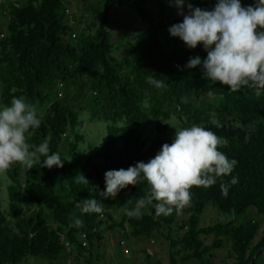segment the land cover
<instances>
[{"label": "trees", "instance_id": "obj_1", "mask_svg": "<svg viewBox=\"0 0 264 264\" xmlns=\"http://www.w3.org/2000/svg\"><path fill=\"white\" fill-rule=\"evenodd\" d=\"M150 1L102 0L92 6L99 21L94 34L82 32L78 37L66 22L64 0H27L2 9L8 23L5 30L0 29V105H10L14 96L34 105L41 124L31 136L26 134V142L38 146L47 138L49 154L59 153L64 166L49 169L36 164L28 170L15 163L8 169L11 218L0 205V264H24L31 258L48 264H97L107 235L116 229L123 230L125 237H165L170 242V264L214 258L225 242L231 244L237 264L253 260L255 264L264 254L262 221L251 215L239 221L252 209L264 218V89L259 95L250 86L233 92L204 78L201 66L186 68L190 57L203 60L207 52L202 44L190 49L170 35L168 28L183 20L175 7L155 17ZM189 2L212 10L218 0ZM255 2L241 0V5ZM124 5L151 25L129 42V53L117 59L112 56L114 43L108 27L111 11ZM84 75L95 77L87 91L97 92L92 110L109 121L108 134L100 151L74 166L64 158L69 159V154L74 159L84 140L74 104L87 95L79 81ZM147 76L166 86L156 88ZM66 81L72 84L73 95L58 90L61 82L59 89L66 87ZM173 114L186 118L185 128L198 125L215 133L223 141L218 151L238 163L213 186H193L190 205L179 213L174 209L171 215L154 218L155 209L149 206L141 218L129 217L125 209H133L150 185L141 180L121 189L115 198H104L100 195L105 190L104 174L126 170L138 161L147 163L163 144H171L174 137L167 125L158 122L149 133L143 126ZM231 118L241 125L230 123ZM66 139L68 154L63 149ZM83 175L89 181L77 183ZM232 177L238 183L229 187L225 197L220 185ZM92 198L103 203L102 213H82L75 207V202ZM210 208L224 218L201 226L202 215ZM75 218L83 221L82 227H69ZM83 233L88 236V249L80 242ZM210 235L212 242L207 244ZM63 239L70 242V250Z\"/></svg>", "mask_w": 264, "mask_h": 264}, {"label": "clouds", "instance_id": "obj_2", "mask_svg": "<svg viewBox=\"0 0 264 264\" xmlns=\"http://www.w3.org/2000/svg\"><path fill=\"white\" fill-rule=\"evenodd\" d=\"M168 3L183 17L182 22L168 28L170 35L179 37L190 49L202 44L207 52L203 60L199 56L190 57L185 67L199 65L204 78L213 83L226 85L233 92L250 86L259 95L264 89V0H256L247 7L241 5V0H218L212 10L195 7L189 0H168ZM146 80L156 88L166 86L152 76ZM40 124L35 106L23 96H14L10 105L0 108V174L15 163L28 170L36 164L49 169L64 166L59 153L49 154L47 138L38 146L26 142V134L31 136ZM174 128L173 142L163 144L147 163L138 161L126 170L106 171L105 190L100 195L115 198L121 189L146 180L150 185L148 194L125 212L139 219L142 210L151 206L155 209L154 218H158L171 215L174 209L179 213L189 206L193 186L208 188L217 178L232 173L238 161L218 151L223 141L215 133L198 125ZM81 180L89 181L83 175L76 182ZM237 183V177H232L228 184L221 183V194L227 197L229 187ZM75 207L82 213L103 211V203L96 198L75 202ZM72 226L82 227L83 221L75 218L69 225Z\"/></svg>", "mask_w": 264, "mask_h": 264}, {"label": "rangeland", "instance_id": "obj_3", "mask_svg": "<svg viewBox=\"0 0 264 264\" xmlns=\"http://www.w3.org/2000/svg\"><path fill=\"white\" fill-rule=\"evenodd\" d=\"M26 1L27 0H0V29L5 30L8 23V18L2 15V9L7 8L11 3L23 5L26 3ZM100 1L102 0H64V7L71 10V13H67L68 15L66 22L73 28V32L78 34L77 37L82 32H90L94 34L99 21L92 10V6L98 4ZM148 5L153 11V15L155 17H157L158 14L163 10L172 8V6L169 5L168 0H151ZM150 25L151 24L149 22L143 21L130 5L114 8L111 11V22L108 27L112 42L114 43V52L112 53V56L117 59H121L123 56L127 55L129 53V42L134 41L136 35L147 29ZM77 37L72 36L73 39H76ZM94 80L95 77L92 75H84L79 79L80 83L83 84L87 95L83 99H80L74 103L75 109L78 111L80 118L79 131L84 135V140L79 143L78 149L74 152L76 156L74 159L68 154V139L64 140L63 149L65 150L66 154H68L69 159H71L70 164L74 166H79L81 163L85 162L87 157L93 156L97 151H100L108 134L107 126L109 121L105 120L103 117L95 116L92 110L91 102L96 98L97 92L95 89L92 91H87L92 88ZM71 85L72 84L70 81H66V87L59 89L58 86V90L65 92L66 94H70L72 92L71 94L73 95L74 91L72 90L74 89ZM206 96L208 98L214 97L212 95ZM61 97L62 95L60 96L59 94V98ZM146 104L148 105V102H146ZM2 107L3 106L0 105V108ZM158 122L167 125L170 129L169 131L171 135L175 137L176 129L174 127L185 128L183 123L186 122V118L180 119L176 114H173L170 118H165L162 116L160 118L154 119L151 124L143 126L145 132L149 133L150 130L156 128V124ZM229 122L232 124L241 125V123L234 118L229 119ZM72 138L73 137L70 136V139ZM24 173L25 171H22V174ZM11 183L12 180L8 174V170L5 173L0 174V205L4 215L8 219L11 218V213L9 210L10 199L8 193V188ZM117 215L120 216V213ZM250 215L251 217L262 221V225H264V218L261 217L255 209H252L251 214L240 218L239 221L248 220ZM223 218L224 217L215 209L210 208L202 215L201 226L205 227L213 225ZM212 238L213 235L208 236V242H210ZM121 239H125V234L123 230L116 229L107 235L103 244H105L107 247H114L119 256L122 257L123 261L128 262L131 260V258L122 254L123 248L119 245V241ZM127 245L130 247L133 255L139 254L136 253L134 249V242L132 239H130V237L127 239ZM218 255V258L221 259L222 256L220 254ZM141 256L142 259L136 260L134 264H141V260L146 261V255L142 254ZM38 259L39 258L36 259V262H39ZM107 259L110 261H115V257L111 253H108ZM157 259L159 260L160 264H170V261L164 257L162 258L158 256ZM34 260L35 259L31 258L25 263L30 264V262H34ZM151 264H158V262L152 259Z\"/></svg>", "mask_w": 264, "mask_h": 264}, {"label": "crops", "instance_id": "obj_4", "mask_svg": "<svg viewBox=\"0 0 264 264\" xmlns=\"http://www.w3.org/2000/svg\"><path fill=\"white\" fill-rule=\"evenodd\" d=\"M182 216H179V219H181ZM127 239L129 237H125L126 240V247L129 249V253L124 252V247L121 246L120 240L119 245L123 248L122 249V254L124 256L130 257L131 260L128 262L123 261L122 257L119 256L117 253L116 249L114 247L106 246L105 244L102 245L100 248V257L101 261L99 264H134L136 260L142 259L141 255L145 254L146 255V261L141 260V264H151V260H156V262L159 263V260L157 259L158 256L164 257L170 261V242L167 240L165 237H156V236H151V237H130V239L133 240L134 242V249L136 253H139L138 255H133L131 252L130 247L127 245ZM212 242V239L210 242L206 239V243L210 244ZM225 242V245L215 251V257L211 259H205L204 261H199V260H189L186 262H182L181 264H237V260L231 250V244L228 242ZM108 253L113 254L115 257V261H110L107 259ZM220 254L222 257L219 259ZM264 254L260 255L257 260L255 261V264H264ZM257 256V255H256ZM34 259V258H33ZM31 261V260H30ZM39 262H36V259L34 262H30V264H48L46 260L43 259H38ZM254 261V260H253ZM253 261L250 263L252 264ZM29 264V263H25Z\"/></svg>", "mask_w": 264, "mask_h": 264}, {"label": "built area", "instance_id": "obj_5", "mask_svg": "<svg viewBox=\"0 0 264 264\" xmlns=\"http://www.w3.org/2000/svg\"><path fill=\"white\" fill-rule=\"evenodd\" d=\"M66 12H67V13H71V10H70L69 8H66ZM75 35H76V34L74 33L73 36H75ZM63 84H64V83L61 82V83L59 84V87H62ZM59 94L62 95L61 92H60ZM63 242H64L65 247H66L68 250H70V248H71L70 242H69L68 240H65V239H63ZM80 242H81V245H82L83 248L88 249V248L90 247V243H89L88 236H87L86 233H83V234L80 236ZM120 244H121V246L124 247V252H125V253H129V249L126 247V240H125V239H122V240L120 241ZM97 264H99V263H97Z\"/></svg>", "mask_w": 264, "mask_h": 264}]
</instances>
